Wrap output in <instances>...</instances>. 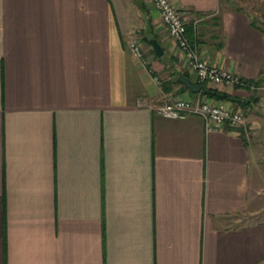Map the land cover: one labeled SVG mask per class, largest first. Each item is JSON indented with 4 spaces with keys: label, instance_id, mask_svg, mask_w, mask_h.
<instances>
[{
    "label": "crops",
    "instance_id": "crops-1",
    "mask_svg": "<svg viewBox=\"0 0 264 264\" xmlns=\"http://www.w3.org/2000/svg\"><path fill=\"white\" fill-rule=\"evenodd\" d=\"M171 2L243 124L156 113L198 94L151 0H0V264H264V0Z\"/></svg>",
    "mask_w": 264,
    "mask_h": 264
},
{
    "label": "built area",
    "instance_id": "built-area-1",
    "mask_svg": "<svg viewBox=\"0 0 264 264\" xmlns=\"http://www.w3.org/2000/svg\"><path fill=\"white\" fill-rule=\"evenodd\" d=\"M151 2L167 29L169 43L173 45L175 53L184 61L187 69L195 74L198 82L254 88L252 84L242 80L239 75L209 63L200 55L196 45L191 44L186 35L188 23L186 15L174 6L171 0H151ZM198 21L199 19H194L195 26ZM129 48L143 65L147 64L142 47L138 42H130ZM154 81L159 84L157 77H154ZM154 110L170 118H184L187 115L199 116L206 122L208 131L216 129L219 125L237 127L244 123L243 114L240 111L226 108L222 101H212L200 94L195 99L185 96L176 97L172 101H164L155 106Z\"/></svg>",
    "mask_w": 264,
    "mask_h": 264
},
{
    "label": "trees",
    "instance_id": "trees-1",
    "mask_svg": "<svg viewBox=\"0 0 264 264\" xmlns=\"http://www.w3.org/2000/svg\"><path fill=\"white\" fill-rule=\"evenodd\" d=\"M186 35H187V37H188V39H189L191 44H196L197 32H196V30L194 28H191V26H187ZM179 76L187 77V73H176V72L173 73V81H174V83L180 85V90L181 91L187 90L179 82V80H178ZM259 81H262V77L259 79ZM196 82L201 85V91L198 92V93H192V94H200V95L205 96V97H207V98H209L211 100H214V101H224V100L229 98V95L226 92L220 91V90H218L216 88H211L206 83H200L198 81H196Z\"/></svg>",
    "mask_w": 264,
    "mask_h": 264
},
{
    "label": "rangeland",
    "instance_id": "rangeland-1",
    "mask_svg": "<svg viewBox=\"0 0 264 264\" xmlns=\"http://www.w3.org/2000/svg\"><path fill=\"white\" fill-rule=\"evenodd\" d=\"M198 19V18H197ZM146 41V39H145ZM178 73V72H176ZM159 79V78H158ZM161 79H159V84L161 83L160 81ZM183 97V96H180ZM214 101V100H212ZM261 161V163H263L264 165V155L262 156V158L259 159ZM261 180H262V184L260 185V189H259V193L256 196V200H255V207L258 209H256L257 212H250V211H244L241 213H238L237 215V219H239L237 225H244L250 222H253L255 220H260V218H263V214H264V168L263 171L261 172Z\"/></svg>",
    "mask_w": 264,
    "mask_h": 264
},
{
    "label": "water",
    "instance_id": "water-1",
    "mask_svg": "<svg viewBox=\"0 0 264 264\" xmlns=\"http://www.w3.org/2000/svg\"><path fill=\"white\" fill-rule=\"evenodd\" d=\"M149 43L154 51V54L158 57H161L164 51L162 46L158 43V41L151 39ZM178 80L184 86L185 89L191 91L192 93H198L201 91V85L193 82L191 79L187 77L180 76Z\"/></svg>",
    "mask_w": 264,
    "mask_h": 264
}]
</instances>
